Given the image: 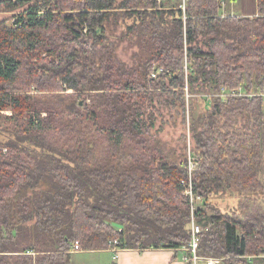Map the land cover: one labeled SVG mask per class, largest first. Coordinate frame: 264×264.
Listing matches in <instances>:
<instances>
[{"label":"trees","instance_id":"obj_1","mask_svg":"<svg viewBox=\"0 0 264 264\" xmlns=\"http://www.w3.org/2000/svg\"><path fill=\"white\" fill-rule=\"evenodd\" d=\"M230 1L188 0L183 11L173 0H0V12L25 9L0 22V112L21 121L0 141V264H69L76 242L186 247L187 158L159 162L164 109L193 134L199 254L264 264L262 204L206 211L213 194L264 192V100L215 96L264 83V0L254 16ZM121 19L151 51L132 66L108 33Z\"/></svg>","mask_w":264,"mask_h":264},{"label":"rangeland","instance_id":"obj_2","mask_svg":"<svg viewBox=\"0 0 264 264\" xmlns=\"http://www.w3.org/2000/svg\"><path fill=\"white\" fill-rule=\"evenodd\" d=\"M171 6L174 4H179V0H173ZM25 9L13 11V12H0V22H6V25L13 26L15 23L14 16L24 12ZM133 24L132 20H128L123 23V20L119 21L118 26L111 27L108 31L111 40L116 44V55L117 57L126 64L132 66L136 62L137 56L146 58L151 54V51L142 50V46L139 44V38L136 34L128 30L129 26ZM44 58H49L47 55H42L40 58L32 59V64L38 65L45 64L47 60ZM55 60L54 57H52ZM44 69H38L40 74H43ZM16 95L22 96L24 94H36V93H24L16 92ZM197 112L203 111L202 102H196ZM12 116V111L10 109L0 112V141L5 139L6 131H18L21 121L20 120H9L6 117ZM103 123V122H102ZM18 126V127H17ZM157 128H160L158 138L163 146V159H159V162L165 164L167 161L172 160L173 162L182 161L187 158L190 150L194 152V139L192 131L190 130V125L183 122V116L176 113L175 110L171 111L168 109L162 110L161 117L157 121ZM6 151V150H5ZM185 196V194H183ZM247 197L251 198V203L262 204L264 206V192L257 193L255 195H243L237 190H229L226 192H220L213 194L209 197V202L213 207L211 209L207 206V212L213 214V212H223L236 214L241 213L239 204L244 201ZM205 203V200H204ZM200 204V203H199ZM204 204H200L202 206ZM22 239V238H21ZM27 242V241H26Z\"/></svg>","mask_w":264,"mask_h":264},{"label":"crops","instance_id":"obj_3","mask_svg":"<svg viewBox=\"0 0 264 264\" xmlns=\"http://www.w3.org/2000/svg\"><path fill=\"white\" fill-rule=\"evenodd\" d=\"M227 7L233 14L254 16L257 14L256 0H232ZM185 251L171 248L120 250L119 257L107 248L101 250H72L69 264H188Z\"/></svg>","mask_w":264,"mask_h":264},{"label":"built area","instance_id":"obj_4","mask_svg":"<svg viewBox=\"0 0 264 264\" xmlns=\"http://www.w3.org/2000/svg\"><path fill=\"white\" fill-rule=\"evenodd\" d=\"M178 7L183 11L186 10L187 1L188 0H179ZM153 76H156L153 74ZM215 96H220L223 98L235 97V98H262L264 100V83L258 84L253 87L251 91L241 87L234 90L223 89L219 94ZM196 158L192 150L189 152L188 161H187V170L188 175L187 178L181 180V185L184 187V194L188 198V202L190 204L191 212H192V223H191V240L189 244L182 248L185 251L184 260L188 264H221L222 259L220 258H209L203 257L199 254V248L201 243V233L202 227L195 220V211L200 207L199 205L204 204V198L199 195H196L193 191V180H194V172L196 169ZM200 203V204H199ZM80 243L76 242L73 247L74 250H81ZM108 249L114 254V259L119 257V252L123 248L120 247V242L118 240H114L109 243ZM264 257V255H263Z\"/></svg>","mask_w":264,"mask_h":264},{"label":"bare ground","instance_id":"obj_5","mask_svg":"<svg viewBox=\"0 0 264 264\" xmlns=\"http://www.w3.org/2000/svg\"><path fill=\"white\" fill-rule=\"evenodd\" d=\"M135 14V13H134ZM131 16V15H130Z\"/></svg>","mask_w":264,"mask_h":264}]
</instances>
